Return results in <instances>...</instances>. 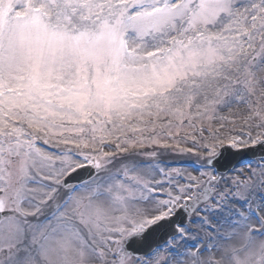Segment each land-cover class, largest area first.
I'll return each instance as SVG.
<instances>
[{"label":"snow or ice","instance_id":"6c2138e0","mask_svg":"<svg viewBox=\"0 0 264 264\" xmlns=\"http://www.w3.org/2000/svg\"><path fill=\"white\" fill-rule=\"evenodd\" d=\"M0 264H264V0H0Z\"/></svg>","mask_w":264,"mask_h":264}]
</instances>
